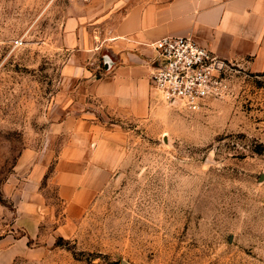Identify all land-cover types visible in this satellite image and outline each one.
<instances>
[{"label": "rangeland", "instance_id": "1", "mask_svg": "<svg viewBox=\"0 0 264 264\" xmlns=\"http://www.w3.org/2000/svg\"><path fill=\"white\" fill-rule=\"evenodd\" d=\"M73 2L0 0V264H264V72L224 61L203 108L116 121L60 72ZM80 119L121 150L69 212L56 162Z\"/></svg>", "mask_w": 264, "mask_h": 264}, {"label": "crops", "instance_id": "2", "mask_svg": "<svg viewBox=\"0 0 264 264\" xmlns=\"http://www.w3.org/2000/svg\"><path fill=\"white\" fill-rule=\"evenodd\" d=\"M74 1L62 25L60 42L69 52L60 72L116 121L139 126L155 119L152 42L165 35L190 36L221 60L264 72V0ZM70 134L74 139L62 145L56 162L57 190L69 212L86 206L121 150L91 120H78Z\"/></svg>", "mask_w": 264, "mask_h": 264}, {"label": "built area", "instance_id": "3", "mask_svg": "<svg viewBox=\"0 0 264 264\" xmlns=\"http://www.w3.org/2000/svg\"><path fill=\"white\" fill-rule=\"evenodd\" d=\"M152 45L150 82L160 101L197 111L224 92V60L206 46L186 35H165Z\"/></svg>", "mask_w": 264, "mask_h": 264}, {"label": "water", "instance_id": "4", "mask_svg": "<svg viewBox=\"0 0 264 264\" xmlns=\"http://www.w3.org/2000/svg\"><path fill=\"white\" fill-rule=\"evenodd\" d=\"M219 62H222V60H219ZM120 264H129V263L126 262V261H124V260H122V261L120 262Z\"/></svg>", "mask_w": 264, "mask_h": 264}]
</instances>
